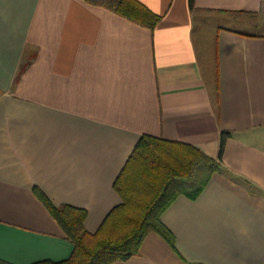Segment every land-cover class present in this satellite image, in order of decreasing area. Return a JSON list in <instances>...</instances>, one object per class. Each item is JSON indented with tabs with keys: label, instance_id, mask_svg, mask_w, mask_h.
I'll use <instances>...</instances> for the list:
<instances>
[{
	"label": "crops",
	"instance_id": "1",
	"mask_svg": "<svg viewBox=\"0 0 264 264\" xmlns=\"http://www.w3.org/2000/svg\"><path fill=\"white\" fill-rule=\"evenodd\" d=\"M138 1L161 15L151 31L82 0H0V260L68 258L34 190L93 233L147 134L219 170L160 215L173 247L150 232L110 264H264V0Z\"/></svg>",
	"mask_w": 264,
	"mask_h": 264
},
{
	"label": "trees",
	"instance_id": "2",
	"mask_svg": "<svg viewBox=\"0 0 264 264\" xmlns=\"http://www.w3.org/2000/svg\"><path fill=\"white\" fill-rule=\"evenodd\" d=\"M103 8L139 27L152 30L161 15L138 0H82ZM193 8V0H188ZM229 132L219 136L218 159ZM219 163L191 144L169 141L143 134L139 137L120 172L113 181L119 204L106 214L97 230L83 227L86 211L67 204L54 205L47 196L34 192L73 245L68 258L31 264H110L137 255L150 232L161 236L173 247L171 232L160 215L180 194L196 198ZM0 264H9L0 260Z\"/></svg>",
	"mask_w": 264,
	"mask_h": 264
},
{
	"label": "rangeland",
	"instance_id": "3",
	"mask_svg": "<svg viewBox=\"0 0 264 264\" xmlns=\"http://www.w3.org/2000/svg\"><path fill=\"white\" fill-rule=\"evenodd\" d=\"M210 24L211 25H223V22L218 20V19H214V20L210 21ZM231 27H235V26L231 25Z\"/></svg>",
	"mask_w": 264,
	"mask_h": 264
}]
</instances>
